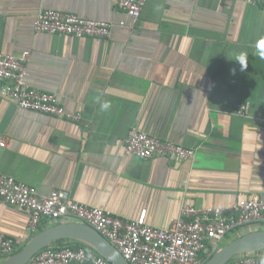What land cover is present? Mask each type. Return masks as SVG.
I'll list each match as a JSON object with an SVG mask.
<instances>
[{
	"label": "crops",
	"instance_id": "1",
	"mask_svg": "<svg viewBox=\"0 0 264 264\" xmlns=\"http://www.w3.org/2000/svg\"><path fill=\"white\" fill-rule=\"evenodd\" d=\"M40 9L109 22L111 35L35 33ZM120 22L128 17L115 0H0V53L28 52L26 83L81 114L72 122L0 95V135L7 141L0 174L41 195L59 190L160 229L187 206L264 197V59L257 48L264 0H147L134 27ZM240 52L247 53L244 71L235 61ZM237 104L248 106L245 116L236 115ZM133 128L192 148L195 158L129 161L125 139ZM28 222L26 212L0 203V235L16 250L36 234ZM260 228H238L225 242ZM257 255L264 258V250Z\"/></svg>",
	"mask_w": 264,
	"mask_h": 264
},
{
	"label": "built area",
	"instance_id": "2",
	"mask_svg": "<svg viewBox=\"0 0 264 264\" xmlns=\"http://www.w3.org/2000/svg\"><path fill=\"white\" fill-rule=\"evenodd\" d=\"M254 5L256 0H242ZM147 0H115V7L124 12L134 27ZM33 31L78 38L106 39L111 35L112 24L105 21L83 19L75 14L51 9H40L33 20ZM28 52L20 55L0 53V95L12 99L28 111L57 117L72 122L81 119L80 113H69L49 92L30 87L26 83ZM248 106L237 104L235 113L245 116ZM7 146L0 135V150ZM125 153L132 159L165 158L173 162L193 160L192 148L162 140L133 128L125 139ZM0 203L17 207L29 216L28 227L37 233L41 224L52 221H76L93 227L119 250L130 264H204L225 242L226 237L238 228L249 225L264 227V197L253 196L225 207L187 206L168 228H155L138 221H126L111 212L85 206L64 198L59 190L41 195L28 184L0 174ZM15 242L0 235V254L8 257L16 250ZM27 264H111L102 256L83 248H44ZM227 264H264V258L246 255Z\"/></svg>",
	"mask_w": 264,
	"mask_h": 264
},
{
	"label": "water",
	"instance_id": "3",
	"mask_svg": "<svg viewBox=\"0 0 264 264\" xmlns=\"http://www.w3.org/2000/svg\"><path fill=\"white\" fill-rule=\"evenodd\" d=\"M60 239L80 241L111 264H130L105 237L93 227L76 221H54V224L32 236L16 253L4 258L0 264H27L39 251ZM264 250V229L244 233L217 249L204 264H227L241 254Z\"/></svg>",
	"mask_w": 264,
	"mask_h": 264
},
{
	"label": "trees",
	"instance_id": "4",
	"mask_svg": "<svg viewBox=\"0 0 264 264\" xmlns=\"http://www.w3.org/2000/svg\"><path fill=\"white\" fill-rule=\"evenodd\" d=\"M45 228H47V227L43 226V224H42V226L39 227L37 233L40 232V231H42V230L45 229ZM260 229H261V228H260ZM231 239H233V238H231ZM231 239H230V240H231ZM230 240L224 242L222 245L224 246V245L227 244ZM222 245H221V246H222ZM50 247H51V248H55V249H63V248H66V247H68V248H72V249L83 248V249H85V250H87V251H92L94 254L100 256L97 252H95V251H94L90 246H88L87 244H85V243H83V242H80V241L70 240V239H60V240H57V241L53 242L52 244H50L49 248H50ZM20 249H21V248H20ZM20 249L15 250L14 253L18 252ZM246 255H254V256H258V255H257V252H256V253H249V254H241V255H239V256H236V257L233 258L232 260H234V259H236V258H238V257H240V256H246ZM258 257H259V256H258ZM209 258H210V256L205 257L204 263H205ZM232 260H231V261H232Z\"/></svg>",
	"mask_w": 264,
	"mask_h": 264
},
{
	"label": "clouds",
	"instance_id": "5",
	"mask_svg": "<svg viewBox=\"0 0 264 264\" xmlns=\"http://www.w3.org/2000/svg\"><path fill=\"white\" fill-rule=\"evenodd\" d=\"M257 48L259 50V55L261 59H264V37L261 38V40L258 42ZM235 61H237L240 65V71H244L247 68V53L246 52H240L236 58ZM102 109L107 110L110 107V102L105 101L101 105Z\"/></svg>",
	"mask_w": 264,
	"mask_h": 264
},
{
	"label": "rangeland",
	"instance_id": "6",
	"mask_svg": "<svg viewBox=\"0 0 264 264\" xmlns=\"http://www.w3.org/2000/svg\"><path fill=\"white\" fill-rule=\"evenodd\" d=\"M247 231H248V230H247ZM243 233H244V232H242V234H243ZM238 235H241V233H239ZM220 248H221V247H220ZM220 248H219V249H220ZM0 261H2V260H0Z\"/></svg>",
	"mask_w": 264,
	"mask_h": 264
}]
</instances>
